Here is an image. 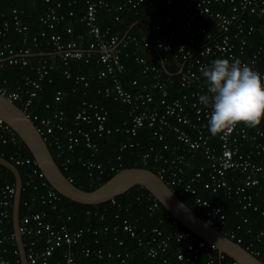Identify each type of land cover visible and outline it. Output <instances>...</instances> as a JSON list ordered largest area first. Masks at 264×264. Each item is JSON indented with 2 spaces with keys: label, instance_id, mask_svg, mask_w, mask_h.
Segmentation results:
<instances>
[{
  "label": "built area",
  "instance_id": "1",
  "mask_svg": "<svg viewBox=\"0 0 264 264\" xmlns=\"http://www.w3.org/2000/svg\"><path fill=\"white\" fill-rule=\"evenodd\" d=\"M160 1L177 12L178 24L167 29L165 24L172 22L173 17L153 12L147 16L145 25L153 26L155 31L166 30L169 40L163 39L159 33L136 35L127 30L120 34L118 30L103 28L99 23V9L114 14L113 18L118 21L117 12L124 8L141 4L153 11ZM43 3L45 6L39 15V21L46 29H51L50 33L41 29L29 35V26L22 21V10L18 7H12L9 17L3 19L0 34L13 28L21 34V46L15 50L10 42H0V69L7 64H19L28 66L29 72L16 79L13 87L0 75V93L15 102L32 120L37 121L34 123L39 133L47 145L53 148L51 153L54 159L60 162L63 169H68L71 153L78 145H84L94 153L99 148L94 136L102 137L120 129L119 126L107 124L108 108L95 100L82 99L77 102L69 123L61 107L47 115L32 112L33 100L42 91L43 81H51V71L60 62L63 75L72 78L75 85L83 88L88 87L95 77L106 79L107 82L100 85L96 92L127 105L128 118L122 122L127 138L137 135L140 127L148 126L152 128L153 138L161 142L157 149L150 147L141 153L142 163L156 164L155 172L166 184L171 188L178 187L180 193L193 196L195 205L203 208L200 216L207 223L242 244L243 237L237 230L241 228V222L249 220L242 211L253 209L264 215V162L254 157L264 150V123L255 127L239 123L212 135L208 130L211 106L204 105L199 100L201 95H210L201 69L217 58H235L264 77V41L249 55L246 54L250 37L257 30H262V27L249 22L247 15L264 17V0H124L121 3L85 0V10L80 19L84 29L73 36L72 26L67 25L65 32L68 37L54 28L66 16H73V10L61 12L62 0H43ZM129 44L135 52V61L142 65V73L147 76L132 78L125 84L120 75L124 67L121 52ZM47 45L51 47V51H34ZM162 52H170L172 61L181 62L177 71V92L169 86L174 80L165 76L159 68V64L163 65L164 59L166 60V57L160 56ZM30 56L34 59L29 60ZM147 56L152 59L149 60ZM82 59H94L99 64L95 76L71 70L70 63ZM74 90L75 87L71 91ZM64 95V90L56 89L53 100L60 103ZM45 107L49 108L50 103H45ZM166 131L173 134L175 143L166 140ZM21 141L15 130L0 118V144L10 143L14 147L9 160L16 166L29 165L32 160L35 162L34 158L21 155ZM135 144L138 142L129 140L122 142L120 147ZM199 155L203 157V162L197 169L189 172L193 159ZM79 160L92 181L100 179L104 172L101 160ZM114 168L113 164L110 165V169ZM67 177L72 181V177ZM25 184L36 190L28 198L20 199L19 206L18 229L28 264H137L132 261L134 253L130 250L113 251L104 246L94 248L89 241H81L86 231L105 236L108 232L116 233L119 230L136 239L141 248L136 255L140 262L148 257L153 260L149 264H160L154 259L159 258L170 247L171 239L182 243L175 252L176 264H200L199 254H204L210 262L212 253L206 250V241L189 229L165 233L158 225L148 229L145 225L139 228L138 218L131 219L126 215L121 217L119 213L115 214L118 222L113 224L98 228L78 227L71 214L64 213L57 206L60 193L49 183L40 168L32 167L27 172ZM199 186L212 193L221 189L227 191L228 196L234 194L238 203L235 213L239 215L241 222L225 230L219 229L226 220V203H213L199 195ZM14 193V183L0 185V264H20L14 232L7 231ZM256 197L258 200H255ZM136 198L141 199L148 214H156L160 222V214L163 213L165 218L171 214L168 210L163 211L160 202L150 192L143 196L137 195ZM110 200L120 205L114 198ZM35 202L46 208L35 209ZM125 210L128 208L125 207ZM245 231L250 233L251 227L245 228ZM255 238L264 239V227L256 231ZM113 239H117V236L114 235ZM117 240L118 244L123 243L121 239ZM94 242L97 243L98 238H93L92 243ZM244 247L257 257L264 256L260 249L252 246V241H248ZM219 255L221 256L220 253ZM15 256L17 258H13ZM94 258L97 261L94 262ZM83 259L92 261L83 263ZM162 261L164 264H173L165 257ZM237 263L232 261L229 264Z\"/></svg>",
  "mask_w": 264,
  "mask_h": 264
},
{
  "label": "trees",
  "instance_id": "2",
  "mask_svg": "<svg viewBox=\"0 0 264 264\" xmlns=\"http://www.w3.org/2000/svg\"><path fill=\"white\" fill-rule=\"evenodd\" d=\"M112 3H121L124 0H109ZM85 0H62V5L60 8L61 12H67L69 9H72L74 12L73 16H66V18L59 23L56 24L54 30L60 32L64 37H68V34L65 32V27L67 25H71L73 28V36L82 32L84 29V25L80 20L82 14L85 10ZM43 0H0V28L3 23V19L9 17L10 10L12 7H18L22 10L21 17L22 21L26 22L29 26L28 34L32 35L39 32L41 29H46L44 25L39 21V15L44 8ZM153 12L161 13L162 16L170 15L173 17V21L166 23L165 27L167 29L171 28L172 25L178 24V14L176 11L171 10L167 7L162 1H160L157 7L153 11H149L144 5H138L133 8H124L123 10L117 12L119 15V20L115 21L114 14H109L106 10L99 9L97 11V15L99 17V23L101 27H111L112 29H116L120 34L125 33L127 30L136 35H150V34H160L163 39L169 40L167 37V31H155L153 26L146 24L147 16L153 14ZM247 20L251 23H254L257 26L262 27V30H257L250 37V41L247 45V55L253 51L258 44L264 41V17L257 16H249L247 15ZM47 33H50L51 29H46ZM171 40V39H170ZM0 42H10L15 50L19 49L21 46V34L16 32L13 28H10L8 31L0 34ZM50 46H43L40 49H34V51H51ZM142 52V51H141ZM139 52V53H141ZM135 52L133 51L132 46L129 44L126 46L121 52V62L124 67L121 72L122 80L125 84L132 78H140L146 77L142 73V65L137 63L134 59ZM246 55V56H247ZM49 56V54H48ZM55 58L56 56L53 55ZM161 57H166L164 59V64H159V68L162 69L165 76H170L174 82L170 83L169 86L174 92H177V81L179 77V73H177L178 68L180 66V61H172L170 52H162L160 53ZM159 57V55H158ZM29 60L34 59L33 56L28 57ZM150 60L152 59L150 56H147ZM62 65L60 62L57 63L56 67L51 71V81L44 80L43 81V89L38 94L37 97L34 98L31 110L34 113L39 115H47L52 110L61 107L64 109L67 122H71L72 115L75 110V105L82 99L87 100H95L97 102L102 103L104 106L108 108L109 116L107 120V124L114 127L119 126V130H113L110 134H105L102 137L94 136V139L98 143V150L92 153V150L85 147L84 145H78L75 150L71 153V161L68 164V169H63L60 162L56 159L57 164L64 172L66 176L72 177V182L77 186L84 189H93L96 186L100 185L108 178H110L118 169L123 167H131V166H140L150 168L153 171H157L156 164L142 163L140 156L146 150H149L150 147L153 149H157L161 142L152 136V128L148 126H142L138 129L137 135L132 136L130 139L127 138V133L123 131L122 122L124 119L128 118V107L120 101L114 100L112 97H106L100 93H97V88L106 83V79H100L95 77L90 81L88 87H81L80 85H75L72 78L65 77L62 73ZM70 68L73 72H85L96 75V72L99 68V64L95 62L94 59H90L89 61L75 60L70 63ZM29 72L28 66H20L19 64H7L3 69H0V75L3 78L7 79L8 85L13 87L14 81L16 79H20L25 73ZM203 80L206 81V78L203 77ZM75 87L74 91H71L72 88ZM56 89H62L65 91V95L63 97L62 102L58 103L53 100V94ZM45 103H50V107H45ZM37 123L36 120H33ZM264 123V117L261 118V122L257 126H262ZM165 134L166 140L169 143H175V138L172 133L166 131ZM129 140L137 141L138 144L134 146H125L120 147L122 142H128ZM21 150L20 153L23 156H29L33 159V156L29 149L26 147L23 141H21ZM50 151L53 152V148L48 146ZM246 145H244V148ZM14 147L10 143L0 144V155L9 159V154L12 152ZM167 153V152H166ZM119 156V159L116 157ZM257 160L262 159L264 162V150L260 154H256L254 156ZM79 158H93L95 160H101L104 163V172L102 173L100 179L97 181H92L87 169L81 164ZM198 158V159H197ZM196 159H193L191 165L188 168L189 172L198 168V165L203 162V157L201 155L197 156ZM114 165V169H110V165ZM36 167L39 169V166L36 162L32 160L29 165L19 164L17 168L21 174L23 186L21 191V200L24 198H28L33 195L36 190H33L31 186L25 184V178L27 177V172L32 168ZM187 177V175H184ZM6 182L14 183V175L13 173L0 164V185L5 184ZM174 192L188 205L190 206L197 214L202 215L203 208L201 206L195 205L193 202V196L188 193H180L179 188L176 186H172ZM149 191L137 184L131 187L129 190L125 191L122 194L114 197L116 202L120 203V205H116V203H112L111 200L101 202L98 204H84L81 202L74 201L68 197H65L60 194V199L57 202V206L62 208L64 213H69L73 217V220L76 223V226H90L94 228L101 227L105 224H113L118 222V218L115 217L116 213L122 216H128L131 219H137V223L139 228L142 226H146V228H150L151 226L158 225L165 233H172L173 231H183L188 230L182 223H180L172 214L169 217H164V214H160L162 221H159V218L156 214L149 215L148 211L145 207V204L141 202V199H137V195H146ZM227 191L219 190L217 192H210L205 190L201 186L198 188V194L208 198L211 202L223 201L226 203V220L223 226L219 229L225 230L227 227H233L238 222H241V219L235 210L238 207V203L236 201V196L234 194H230L228 196ZM142 198V197H141ZM255 200H258L256 197ZM161 204V203H160ZM35 209L46 208V206L40 204L39 202L34 203ZM125 207L128 210H125ZM12 208V207H11ZM10 208V212H11ZM161 208L163 211L167 212V209L161 204ZM89 211V212H88ZM23 212L22 206L20 207V213ZM243 214L248 216V222H241V228L237 230V233L242 235L243 242L242 245L245 246L248 241H252V246L254 248H258L261 250V253H264V239L257 240L255 238L256 231L264 227V215H261L258 211L255 210H243ZM171 220H174L171 223ZM251 227V232H246L245 228ZM7 231L12 232V220L10 214V220L7 224ZM142 235L145 236L144 232H141ZM116 235L117 239H121L123 241L122 244H118L117 239H113V236ZM93 238H98V242L94 244L92 243ZM89 241L94 248L99 246H104L107 248H111L113 251L121 250L126 251L130 250L134 253L132 261L137 264H149L153 263L151 258H144L141 262L137 258V252L140 251V247L136 243V239L131 237L127 232L119 230L116 233L108 232L105 236H101V234H92L91 232H85L81 241ZM182 243L175 242L171 239L170 247L159 257L155 258V261H159L160 264H164L162 259L165 257L173 264L177 263V259L175 257L176 250L181 246ZM16 247V245H13ZM206 250L210 251L211 259L208 262V258L204 254H199L198 261L200 264H229L232 261H235L230 256L220 253L216 248H212L209 243L206 242L205 245ZM9 257V254H6ZM12 258V257H11ZM17 258V256L13 257ZM259 258L264 262V256L259 255ZM92 260L83 259V263H90ZM97 261L94 258V262ZM54 262V259H53ZM239 264V263H237Z\"/></svg>",
  "mask_w": 264,
  "mask_h": 264
},
{
  "label": "water",
  "instance_id": "3",
  "mask_svg": "<svg viewBox=\"0 0 264 264\" xmlns=\"http://www.w3.org/2000/svg\"><path fill=\"white\" fill-rule=\"evenodd\" d=\"M0 118L6 121L19 135L46 179L61 195L84 204H98L108 201L139 184L157 198L180 223L214 246L219 253L230 256L239 264H264L259 257L242 244L207 223L150 168L140 166L123 167L95 188L84 189L69 180L61 170L31 117L15 102L1 93ZM0 164L9 169L14 175L15 193L11 211L12 227L19 250L20 264H28L18 229L22 177L17 166L1 155Z\"/></svg>",
  "mask_w": 264,
  "mask_h": 264
},
{
  "label": "clouds",
  "instance_id": "4",
  "mask_svg": "<svg viewBox=\"0 0 264 264\" xmlns=\"http://www.w3.org/2000/svg\"><path fill=\"white\" fill-rule=\"evenodd\" d=\"M207 92L199 100L211 106L208 130L212 135L239 123L255 127L264 117V77L239 59L217 58L201 69Z\"/></svg>",
  "mask_w": 264,
  "mask_h": 264
}]
</instances>
